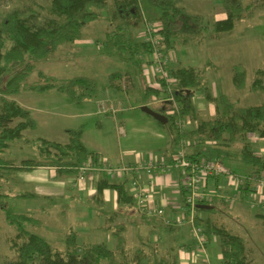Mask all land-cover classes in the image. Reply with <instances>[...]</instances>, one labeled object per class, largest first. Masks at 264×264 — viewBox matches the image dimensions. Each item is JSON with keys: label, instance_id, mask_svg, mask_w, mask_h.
<instances>
[{"label": "trees", "instance_id": "1", "mask_svg": "<svg viewBox=\"0 0 264 264\" xmlns=\"http://www.w3.org/2000/svg\"><path fill=\"white\" fill-rule=\"evenodd\" d=\"M225 19L214 22L210 32L218 35L232 31L236 24L250 16L243 0H219ZM105 11L112 18L130 16L139 21L160 24V35L164 38V55L175 49L177 42L187 45L195 38H190L198 31V20L194 16L185 15L182 8L172 0H51L46 9L47 17H40L31 8L15 9L5 15L0 21V202L10 198L2 193L4 183L11 181L18 171H33L42 166H54L63 176H78L84 163L91 161L96 164L100 158L89 152L82 143V130L70 131L67 143L51 142L42 138L36 140L40 144V152L51 157L48 161L23 160L17 162L7 158L6 152L11 146L25 139L24 133L35 131L37 124L31 112L22 107L10 97L20 95L25 88V82L35 70L36 64L46 60L51 53L64 44L74 43L82 38L83 29L90 23L101 18ZM147 15V17H146ZM186 17V21H182ZM181 18V19H180ZM181 20V21H180ZM183 22L176 30L175 25ZM118 32L108 34L104 40V48L108 52L116 51L122 59L138 61L140 55L150 52V47L143 41H137L132 35H127L125 29L118 27ZM128 55L126 58L125 56ZM141 63V62H140ZM263 70L255 72V79L250 86L251 92L264 93L262 77ZM121 73L109 76L111 88L119 90L114 82L121 80ZM169 78L176 82L174 95L180 107L181 119L196 118V107L186 90L202 93L204 98L215 107V116L209 120H199L195 129L184 131L178 125L176 117L168 118L166 125H161L170 136L169 150L174 151L182 140H198L210 143L203 149L189 155L191 159L204 157L208 160H219L232 157L230 148L240 144L239 159L242 166L248 168V176H261L264 173V158L258 155L248 141L251 135L264 139V105L241 107L228 96L215 97L212 89L203 83L202 72L194 67H176L169 69ZM246 71L234 69L233 85L236 89L246 88ZM159 88H146L142 94L143 102L147 104L153 98L166 96V81L159 80ZM30 92L40 93L56 90L67 95L75 104L98 93V84L94 79L76 77L66 83L46 82L45 85L31 86ZM204 144V145H205ZM104 189H114L119 201L131 203L125 185L101 180L98 184L97 198H101ZM34 197V194H18L12 199L23 200ZM243 203H246L244 194ZM222 201V205H223ZM199 208L196 224L201 226L207 240L216 236L220 240L224 264H253L249 258L246 241L218 225L212 218L223 210L217 203L203 204ZM227 208V207H225ZM256 219L264 229V208L253 209ZM6 223L14 229V234L7 238L10 249L15 253L14 259L5 264H143L144 253H136L130 257L125 250L123 227L117 226L115 236L118 246L111 250L107 245L79 244L77 234L73 231L66 237L65 250L53 249L45 240L33 233L31 228H40L42 222L30 215L14 214L4 207ZM185 215L186 207H184ZM173 229V228H170ZM157 264H178L177 261H160Z\"/></svg>", "mask_w": 264, "mask_h": 264}, {"label": "rangeland", "instance_id": "2", "mask_svg": "<svg viewBox=\"0 0 264 264\" xmlns=\"http://www.w3.org/2000/svg\"><path fill=\"white\" fill-rule=\"evenodd\" d=\"M50 1L51 0H0V21L6 14L13 10L25 9L27 7L37 13L40 20H44L47 17L46 9L49 7ZM172 1L176 6L182 8L185 15L196 17L199 27L196 34L190 37L195 38L193 41L187 45H183L179 42L174 45L175 49L170 52L174 55V59L169 60V67H194L199 69L202 72L203 83L212 89L215 97L226 95L241 107L264 105V93L250 91V86L255 79V72L259 69L264 71V0H243L244 6L247 7L249 11L247 14L249 13L250 16L245 17L242 21L237 23L232 31L218 35L210 32V26L214 22L223 20L226 17L219 0ZM186 19V17H183L182 21H186ZM182 24L183 22H179L175 25L176 30H179L181 26H183ZM118 27L125 29V33L134 36L137 41H142L145 30L144 21H139L130 16L112 18L107 16L105 11H102L100 20L88 24L83 29L82 38L80 40L60 46L58 50L51 53L46 60H42L36 64L35 70L25 82L26 90L31 86L45 85L48 81L66 83L76 77H87L97 82V94L100 95L99 99L103 101L109 100V95L107 96L106 94L113 93L114 91L117 95L120 92L122 94L125 92L127 98H136L131 101L133 104H138L140 102V94L137 91L135 79L143 76V66L140 63L142 60L139 58V62L127 61L122 59L118 52H108L104 48L106 36L118 32ZM127 56L128 55L125 57L128 58ZM235 68H238L240 71H246L247 73L246 88L244 89H236L233 85ZM113 73L122 74L123 78L114 82V86H120V91L111 88L109 76ZM129 73L132 76H130ZM262 81L264 83V76L262 77ZM26 90H23L19 96L10 98H21L23 101L32 99V101H36L33 103L36 105L39 102H49L52 104L50 109L53 113L61 111H66V113H84V111H86L85 105L80 103L74 104L71 108L66 107V103H73L69 100L67 95L57 92L56 90L40 93ZM184 94L192 97L197 113L196 118H187V120L183 122L185 130H193L201 119L209 120L214 118L215 107L204 98L201 92L186 90ZM114 98L111 100V103L115 102L116 99ZM59 100H64L65 102L63 101V104L66 106L63 107L58 106V104H53ZM38 105H40V103ZM103 105L106 107V103ZM158 109H160L159 106ZM137 112H139V110ZM102 118L109 119H107L108 123L105 124L102 131H100L101 135L104 137L105 141L110 140L112 142L114 138H117V133L114 130L113 117L111 114H103ZM118 118H120L119 115ZM51 120L57 123H52L53 126H55L54 129L57 130L63 124L68 123L71 125L69 127L73 129H79L80 124L88 128L91 127L94 119H87L84 117H79V119H60L52 115ZM44 130L45 129L42 130L43 132L38 131L36 133L25 132L24 137L26 136V139L14 143L6 152L5 156L17 162L23 160H39L40 144L35 141L37 139L36 137L50 136L51 139H56L58 142L63 143L66 140V136L62 135V133L59 134L51 130ZM259 140V137H253L250 143L254 151L258 155L264 157V141ZM202 146L204 147L206 145ZM202 146L192 147V152L202 150ZM229 150L232 153V157L224 159L223 164L225 168L232 171L236 176H248V168L242 166L239 159L241 145H234ZM188 151L187 149L186 152L188 153ZM44 159H46V157ZM262 175H264V173ZM218 180V184L216 180L210 182L211 190H213L214 193L216 192V187L223 193H229L230 195L235 193V188L228 187L225 178H220ZM10 187L9 182L3 184L2 193L8 194L10 198H5L0 202V264H5V262H9L16 256L10 249L8 243H6L7 238L14 234V229L6 223L2 207L14 214L30 215L42 221V226L40 228H31L33 233L45 240L53 249L64 251L66 237L71 227L73 228V226H70L73 219L69 220L62 218V216H58L59 220L56 222V211L53 212L55 216L54 218L52 217L51 220L44 218V215L41 214L40 211L34 210L33 208V204H39V202L33 201V203L12 199L15 192ZM10 189H12L11 192L9 191ZM235 204V207H232V209H229V205L225 206V204H221L220 208L223 212L213 215L212 218L218 225H222L227 230L242 237L246 241L249 258L253 261V264H264V231L262 225L254 217V210L249 208V205H247V207L244 204ZM181 214L182 213H180V216L185 220L186 217L183 216L184 214ZM204 215L205 214H199V216ZM144 221L150 227H156L157 230L154 232V236L152 235L150 237L151 239L155 237L159 243H155L153 246L150 245V243L146 244L144 242L137 248L130 247L128 252L130 257H134L136 251L144 250L148 260L145 259L143 264H157L160 261H180L178 252L183 246H191V251L195 250L196 242L192 235V228L188 224L184 223L178 225L179 219H177V229L173 232L168 230L167 224L171 221L173 223L176 221L169 212L162 217L152 216ZM95 223L94 227L102 225L99 220L95 221ZM80 227L81 229L83 228L82 225H80ZM145 228L146 224L139 229V232H142V237L147 234ZM81 232L83 233L84 231L81 230ZM88 235L91 236L90 241H93V243H104L111 250L115 247L116 241L110 234L102 232H95L92 234L90 232ZM79 239L80 243L87 241L85 236ZM143 241L145 240L143 239ZM170 247L174 249V252L170 250ZM206 247L209 262H203L200 261L199 258H196L193 261L191 260L192 264L193 262L194 264H224L222 259V248L218 237L212 236Z\"/></svg>", "mask_w": 264, "mask_h": 264}, {"label": "crops", "instance_id": "3", "mask_svg": "<svg viewBox=\"0 0 264 264\" xmlns=\"http://www.w3.org/2000/svg\"><path fill=\"white\" fill-rule=\"evenodd\" d=\"M142 72L143 76L137 77L135 79L136 88L140 94V102L138 104H133L131 102L133 99H136L135 97L127 98L125 92H123V94L120 92L117 95L114 93V91L113 93L106 94L107 96L109 95V100L103 101L102 99H99L100 95L98 94L93 97H87L83 99L80 104L85 105L86 111H84V113H66V111L53 113L50 109L52 104L49 102H39L40 105H38V103L37 106L36 104H33L36 101H32V99L24 101L21 100V98L14 99L22 107L31 112L32 118L37 124L36 130L32 131L33 133L38 131L40 132L43 129L51 130L59 134L62 133V135L66 136V140L64 143H60L65 144L68 141V134L70 131L82 130L83 133L81 140L86 149L89 152L96 154L101 161L103 160L113 167L132 166L139 161H147L151 158L165 159L169 162L173 159L178 147L173 152L170 151V136L168 132L161 126V123L141 111V107L147 106V104L143 102L142 94L146 88L150 87L146 78V76H148L147 71L142 69ZM130 76L132 75L130 74ZM113 98L116 100L115 102L111 103ZM63 101L64 100H59L53 104H58V106L64 107L66 105L63 104L65 102ZM105 103L106 107L103 105ZM66 104V107L71 108L75 103ZM101 107L106 108L105 111H101ZM152 109L157 111L155 108ZM138 110L140 113L137 112ZM102 113L104 115L111 114L113 117L114 130L117 133V138H114L112 142L110 140L105 141L104 137L101 135L100 131H102L105 124L108 123L107 119H109L102 118ZM52 115L53 117H58L60 119H79V117H84L94 120L91 127L88 128H85L80 124L79 129H73L72 127H69L71 125L68 123L63 124L57 130H55V126L52 124L55 122H52L51 120ZM118 115L120 118H118ZM186 120L187 118L183 119L184 122ZM183 130L187 131L184 128ZM36 138H42L51 142H58L56 139H51L50 136H38ZM250 141L251 140L249 139V142ZM259 141H264V139H260ZM188 150V155H192L197 152H192L191 148ZM39 157V161H48L51 158L47 156V154L40 152V150ZM45 157L46 159H44ZM101 180H109L112 183L124 184L128 194L132 197V202L125 203L119 201L118 193L114 189H104L101 193V198H97L98 184ZM133 180L138 181L142 187L148 189L151 192L152 198L150 204L153 209H163L164 215L169 212L171 216L175 218L176 221H174V223L171 221L167 224L169 231H175L177 229V219L184 220V218L180 216V213L184 214L183 216L186 217L183 207V191L180 188L181 173L179 170H174L171 173L164 175L158 174L153 179H149L144 174H138L133 176L129 175L123 180H111L103 176L92 175L83 177L80 175L63 176L54 166H42L33 171H18L15 173L9 183L11 186L10 188H12L15 192V195L13 196L22 193L34 194V197L20 201L39 202V204H33V208L34 210L40 211L41 214L44 215V218L51 220L52 217L54 218L55 216L53 212L56 211V222L59 220L58 216H62V218L69 220L73 219L70 224V226H73V228L71 227L69 233L73 231L77 234V242L79 244H100L90 241L91 236L88 234L90 232L92 234L95 232H102L110 234L115 239L116 243L113 249L115 250L118 246V239L114 235L117 231L116 227H123L122 235L126 241L125 250L128 254L130 247L137 248L144 242L146 244L150 243V245L153 246L155 243H159L155 237L152 239L150 237L152 235L154 236V232L157 230L156 227H150L147 225L144 220L149 219V217L140 213L137 208L136 200L134 198V193L136 191L132 187ZM214 180H216L218 184L219 180ZM211 181L212 180H209L207 183H205L204 188L213 192V190H211ZM12 189L9 191L11 192ZM216 192L220 193L222 191L216 187ZM215 202L218 206L222 204V200H215ZM223 203L225 206L227 205L224 201ZM236 203L247 206V204L243 203L242 200ZM232 207L235 206L233 205ZM232 207L229 209H232ZM249 208L251 207L249 206ZM253 215L255 217V211ZM98 220L100 223H102V225L98 226L99 228L94 227L96 224L95 221ZM79 224L83 226L82 229ZM143 224H146L145 232L147 233L144 237H142V232H139V229L144 226ZM81 230L84 232L82 233ZM83 236L87 238V241L80 243L79 238ZM143 239L145 241H143ZM191 248V246H183L179 250L178 258L180 259L181 263L178 260V264H190L191 259L188 256V258L185 257L184 251L189 252L191 251ZM170 250L174 252L172 247H170ZM136 253L145 254L144 250L136 251Z\"/></svg>", "mask_w": 264, "mask_h": 264}, {"label": "built area", "instance_id": "4", "mask_svg": "<svg viewBox=\"0 0 264 264\" xmlns=\"http://www.w3.org/2000/svg\"><path fill=\"white\" fill-rule=\"evenodd\" d=\"M145 22V30L142 41L149 45L150 52L142 55L139 58L142 60L143 69L147 71V81L150 87L159 88V80H164L167 83L165 88L166 96L158 99L153 98L147 103L149 108H155L159 112L164 111L166 116L176 117L178 125L183 127V119L180 117V107L176 102L174 88L176 82L169 78V60L174 59L172 53L164 55V38L160 35L161 26L158 23ZM148 59V60H146ZM149 72V73H148ZM158 106L160 109H158ZM101 111L105 108L101 107ZM250 136L249 139L252 140ZM198 140H182L179 143L177 152L174 154L171 161L165 159H150L147 161H139L132 166H116L113 167L105 161H99L93 164L88 161L80 168V176H103L108 179L123 180L127 176L144 174L149 179L155 176L169 174L174 170H179L181 173L180 188L183 191V207H186V219L179 220L178 225L188 224L192 228V235L195 239V250L184 251L185 257L194 260L199 258L200 261H208L207 252V237L205 236L201 226L196 224V219L199 216V206L207 203H213L215 200H222L227 205L232 207L236 202L241 201L245 194L246 203L252 209L264 208V175L261 176H246L240 177L234 175L232 171L226 169L223 162L219 160H208L204 157L191 159L186 152L187 149L194 146H202ZM206 143L205 145H209ZM225 178L228 187L235 188V193H214L204 188L205 183L209 180ZM132 187L135 189L134 198L140 213L151 217L164 215L163 209L155 210L150 202L152 198L151 192L142 187L138 181L133 180ZM177 224V223H176ZM188 256V257H187Z\"/></svg>", "mask_w": 264, "mask_h": 264}, {"label": "water", "instance_id": "5", "mask_svg": "<svg viewBox=\"0 0 264 264\" xmlns=\"http://www.w3.org/2000/svg\"><path fill=\"white\" fill-rule=\"evenodd\" d=\"M141 111L143 113H145L146 115L154 118L156 121H158L162 125H166L168 123V118L165 115L161 114L158 111H155V110L149 108L148 106L141 107ZM204 207L205 206H199V208H201V209Z\"/></svg>", "mask_w": 264, "mask_h": 264}]
</instances>
